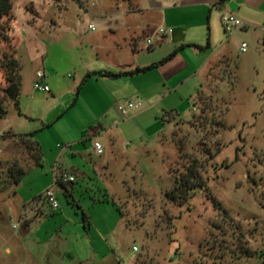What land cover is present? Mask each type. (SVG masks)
I'll return each mask as SVG.
<instances>
[{
    "label": "rangeland",
    "instance_id": "rangeland-1",
    "mask_svg": "<svg viewBox=\"0 0 264 264\" xmlns=\"http://www.w3.org/2000/svg\"><path fill=\"white\" fill-rule=\"evenodd\" d=\"M11 1L0 59L15 53L20 91L18 109L7 102L0 119V264L264 263V44L256 35L223 32L227 55L178 113L157 122L119 114L111 127L90 90L79 94L80 71L96 67L79 35L107 30L119 0ZM42 62L57 74L51 101L32 88ZM93 128L100 156L87 137ZM28 134L37 165L19 140ZM8 168L23 169L17 184ZM188 170L200 179L180 195ZM54 173L74 179L54 185L56 209L43 200Z\"/></svg>",
    "mask_w": 264,
    "mask_h": 264
},
{
    "label": "crops",
    "instance_id": "crops-1",
    "mask_svg": "<svg viewBox=\"0 0 264 264\" xmlns=\"http://www.w3.org/2000/svg\"><path fill=\"white\" fill-rule=\"evenodd\" d=\"M117 6L120 9L110 14L107 30L79 35L80 40L89 43V60L96 63L92 70H81L80 79L84 73L85 77L99 71L126 73L116 78L89 76L79 93L90 90L92 101L101 107V122L111 127L120 116L116 105L125 101L142 102V107L131 114L134 120L157 122L165 111L178 113L194 97L208 69L229 51L231 36L223 41V13H232L244 23V28L230 33L233 36L244 31L255 34L258 41L264 38V0H119ZM159 27L170 28L172 33L161 36ZM149 38L153 45L146 48ZM94 49L101 57L98 52L93 57ZM173 51L176 52L169 60L160 63ZM38 71L43 72L42 83L49 87L52 98L46 97L45 101L54 100L52 81L55 83L57 74L42 62L33 74L35 81ZM48 114L44 111L43 117ZM97 132L93 128L87 136L91 147Z\"/></svg>",
    "mask_w": 264,
    "mask_h": 264
},
{
    "label": "trees",
    "instance_id": "trees-1",
    "mask_svg": "<svg viewBox=\"0 0 264 264\" xmlns=\"http://www.w3.org/2000/svg\"><path fill=\"white\" fill-rule=\"evenodd\" d=\"M129 1V0H128ZM222 2V0H220ZM13 5L11 0H0V18H3L4 16H7L9 12L12 10ZM261 43L264 44V38H262ZM16 52V48H15ZM176 51H173L171 54H169L166 58H164L160 63L169 60L175 53ZM17 62L18 60L15 58V53L14 57H7V56H2L0 59V64H2L1 68H3L4 73H3V78L5 81V87L1 90L2 96H0V119H3L6 114V104L7 102H12L13 105L15 106L16 109H18V97H19V91H20V75L19 72H17L16 69L19 71V67H17ZM19 65V63H18ZM149 67L142 69V70H147ZM140 71V70H137ZM126 73H112L108 71H99L96 73L87 74L83 80H86L89 76L92 75H99V76H104V77H110V78H116L120 77L122 75H125ZM203 113V112H202ZM169 114H174V111H165L164 116H167ZM9 135V134H8ZM32 134L24 135L22 137H19V140L24 141L27 143L28 151H29V156L34 159L35 164H39L40 162V150L37 145V143H29L25 139V137H30ZM31 144V147H30ZM34 152L35 155H32L31 152ZM190 171V177L187 178L184 176L182 179V183L177 185L174 191L177 193H180V195L185 194V190H188L190 188V181H199V177L197 176L195 171L188 170ZM8 176L12 178L13 183L17 184L20 181V178L23 174V169L21 168H8L7 171ZM189 177V176H188ZM65 186V184H62ZM185 189V190H184ZM264 264V263H262Z\"/></svg>",
    "mask_w": 264,
    "mask_h": 264
},
{
    "label": "built area",
    "instance_id": "built-area-1",
    "mask_svg": "<svg viewBox=\"0 0 264 264\" xmlns=\"http://www.w3.org/2000/svg\"><path fill=\"white\" fill-rule=\"evenodd\" d=\"M221 23H222V26H223L224 31L226 33H232L235 30H239V29L244 28V23L238 17H236L235 15H233L232 13H229V12L222 14ZM88 29L93 31L92 26H89ZM157 31H158V34L161 36L172 33V29L164 28V27H159L157 29ZM145 44H146V48H150L153 45V40L150 38L146 39ZM245 48H246L245 44L242 43L241 48H240L241 51L244 52ZM35 76H36V81L32 85L33 90L38 91V92H43V93L49 92L48 86H46L42 83V79L44 77L43 72L38 71ZM141 107H142V102L140 100L129 101V102H126L125 104H117L116 105V109H117L118 113L123 118L128 117L133 112L140 109ZM92 147H93V149L97 155H100L102 153V148H101L100 144L93 142ZM54 175L55 176H54L52 186L47 188L43 192V200L46 201V203L52 209H56L58 207V203H57L55 193H54V191H55L54 185H56L57 183L67 185L69 183L71 184L74 181L72 176L67 175L65 173H61V174L54 173ZM133 250H135V248Z\"/></svg>",
    "mask_w": 264,
    "mask_h": 264
}]
</instances>
